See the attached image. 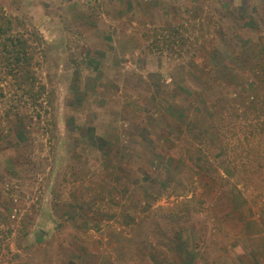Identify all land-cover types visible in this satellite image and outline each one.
<instances>
[{"label":"rangeland","instance_id":"1","mask_svg":"<svg viewBox=\"0 0 264 264\" xmlns=\"http://www.w3.org/2000/svg\"><path fill=\"white\" fill-rule=\"evenodd\" d=\"M0 13L40 36L53 102L38 117L0 95V264H264V146L250 180L213 126L243 106L228 89L264 130L262 72L242 57L264 43V0H0ZM164 35L173 49L153 45ZM196 117L212 176L187 155Z\"/></svg>","mask_w":264,"mask_h":264},{"label":"trees","instance_id":"2","mask_svg":"<svg viewBox=\"0 0 264 264\" xmlns=\"http://www.w3.org/2000/svg\"><path fill=\"white\" fill-rule=\"evenodd\" d=\"M17 21L18 18L15 16L0 13V95L6 96L7 87L12 96V101H15V103L13 101L15 106L18 104L30 105L37 112V116L42 117V111H47L53 102L46 84L39 79L37 74V67L40 64L38 53L41 38L31 31V33L28 32L27 28L22 30ZM173 28H167L169 33L171 31L174 33ZM156 40L159 41L154 42L153 45L157 44L159 49L170 50L174 48V41L166 35ZM202 48H200L201 53H205L206 46L204 44ZM242 57L245 59L243 63L249 69H257V71L262 72L259 75V80L264 87V43L255 41L254 44L243 50ZM207 62L208 60L205 61V63ZM3 82H7L8 86H2ZM219 87L218 92L224 88L222 84H219ZM217 91L214 94H217ZM222 97V99L234 97V100L243 103V106L235 107L233 103H230L225 110L213 116V126L216 130V133L213 134L222 140L220 142L223 147L226 149L230 147L233 150L230 159L236 171L254 181L258 167H260L259 171H263V166L257 164V160H261V156H255L257 153L262 155L260 152L264 146V130L258 124L261 120L260 114H257L258 107L246 104L249 97L245 94L237 95L235 92L233 93V90L231 93L227 89ZM183 115V111H181L179 116ZM262 123L264 124V121ZM205 131V127L196 117L195 120L186 122L183 139L189 148L187 155L191 164L200 170H206L212 176L214 175L212 167L209 165L207 168L205 156L197 154V144L193 140H204L202 136L204 137ZM244 152L246 154H243ZM16 264L30 263L21 258L20 263L16 262ZM65 264L79 263L69 260Z\"/></svg>","mask_w":264,"mask_h":264}]
</instances>
